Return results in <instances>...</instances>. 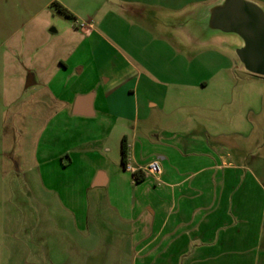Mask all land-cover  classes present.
I'll return each instance as SVG.
<instances>
[{"label":"rangeland","instance_id":"374dc122","mask_svg":"<svg viewBox=\"0 0 264 264\" xmlns=\"http://www.w3.org/2000/svg\"><path fill=\"white\" fill-rule=\"evenodd\" d=\"M207 1L0 0V264H10L8 259L11 261V253L17 249L14 241L21 238L25 241L36 230L30 219L36 212L33 203L43 199L39 188L43 182L46 187L52 184L58 187L55 194L58 204L120 202L122 215L128 216L132 203L142 201V205L148 203V212H145L148 218L150 210L160 216L161 192H168L163 183L147 175L142 182L134 184L133 173L125 172L121 163L123 139L129 144L132 142L134 125L131 122L116 123L109 116L98 115L87 127L74 125L72 134L61 136L56 129L44 144H38L37 138L31 135L32 128L21 118L23 107L27 109V116H31L38 99L25 88L31 81H42L45 73L65 74L59 77L60 83L70 80L73 92L96 89L93 49L85 44L82 27L91 26L94 32L127 51V55L130 52V56L137 53L133 51L134 45L146 47L148 59L155 56L156 61L163 62L158 70L164 74L169 70L168 60L178 57L176 71L182 75L177 80L165 76L161 81L166 89L162 99L167 112L161 116L165 117L163 124L166 123L162 130L194 133L195 140L207 133L206 140L215 148L216 163L219 165L222 159L226 165L238 167L233 172L237 174V182L228 177L234 187L242 184V187L264 188V78L246 73L236 57L217 44L194 50L184 45L175 32L181 20L177 18L179 13ZM251 1L264 8V0ZM140 31H146L148 37H141ZM104 56L107 58L108 52ZM115 60L116 57L113 61L117 64ZM110 65L103 66L105 72L111 69ZM171 73L174 72L171 70ZM194 81H201L203 85ZM152 95L155 101L161 99L158 93L152 92ZM158 116L148 119V145L135 146L143 166L157 161L161 167L163 154L171 153L180 154L171 164L196 168L200 159L197 161L185 154L202 157L204 150L200 144L190 140L163 143L152 138L162 126ZM173 124L185 127L174 128ZM142 125L143 122H138V131ZM87 139L90 143H85ZM37 150L44 157L69 152L74 164L67 172L50 166L41 170L45 173L40 175L34 167ZM129 164L135 167L131 161ZM100 168L111 179L108 190L87 188L86 177ZM247 173L256 180L247 178ZM207 175L201 174L189 184L206 185ZM220 179L218 175V185ZM137 187L142 190L136 191ZM136 213L138 210L132 214ZM143 242L135 240L138 246Z\"/></svg>","mask_w":264,"mask_h":264},{"label":"crops","instance_id":"0c3cea01","mask_svg":"<svg viewBox=\"0 0 264 264\" xmlns=\"http://www.w3.org/2000/svg\"><path fill=\"white\" fill-rule=\"evenodd\" d=\"M213 1L215 0L195 5L178 14L177 18L181 20L175 32L182 38L184 45L194 50L210 44L221 47L222 39L211 38L200 42L184 24L198 8ZM81 30L86 39L85 44L93 49L92 61L96 70L94 77L97 87L95 90L87 88L73 92L70 90V80L64 79L60 83L59 77L65 74L45 73L42 81H31L25 89L36 94L38 99L31 116H27V109L23 107L21 118L27 127L32 128L31 135L37 138L38 144H44V140L50 138L56 129L61 132L60 136L69 135L72 134L74 125L87 127L90 120L98 115L109 116L116 123L125 121L134 125L131 144L125 141L126 165L130 166L131 161L135 165L131 167L138 171L144 164L137 156L135 146L138 143L140 147L142 143L148 145V119L159 114L157 119L161 118L162 126L152 138L162 140L163 143L169 140H190L200 144L204 150L202 157L193 156L192 153L185 155L197 158V161L202 160L203 166L199 167V161L196 168L193 165L180 168L171 164L180 154L174 156L164 153L161 174L155 180L163 183L168 192H161L160 216L150 210V218L145 213L148 212V203L142 205V201L132 203L129 207L131 214L128 216L122 215L123 204L120 202L100 200L98 203L82 205L72 202L58 204L55 200L58 187L53 184L46 187L42 180L43 187L39 188L43 191V199L33 203L36 212L30 219L36 230L25 241L22 238L14 241L17 242V249L12 251V262L8 259V263L264 264V188L242 187V184L234 187L228 177H233L237 182V174L233 172L238 171V167L226 165L222 159H219V165L216 163L217 157L213 153L215 148L206 140L207 133L204 132V138L195 140L192 138L194 133L184 134L175 129L162 130L166 123L163 124L165 117L161 116L167 115V112L162 99L166 89L161 81L165 76L177 80L182 75L176 71L178 57L168 60L166 66L169 70L164 74L158 70L159 64L163 65V62L156 61L155 56L148 59L146 47L134 45L133 51L137 53L130 56V52L127 55V51L94 32L91 26L82 27ZM145 32L140 31L144 39L148 37ZM107 52L108 56L105 58L104 54ZM114 57L117 64L113 61ZM106 63L111 64V69L107 72L103 69ZM64 67L67 69L66 64ZM192 83L203 85L201 81ZM152 92L158 93L157 96L161 99L153 100L155 94L152 95ZM80 97H90L88 116L73 114L75 101ZM140 121L143 122V128L138 131ZM172 127L185 126L173 124ZM89 141L87 139L85 143H90ZM34 156L37 163L34 167H37L40 175L45 173L41 170L50 166L67 172L74 164V158L69 152L46 154L47 157H44L37 150ZM181 158L184 159L183 156ZM191 160L190 164L193 163ZM201 174H208L206 185L189 184ZM218 175L221 177L219 185ZM248 177L255 179L249 173ZM86 184L87 188L108 190L111 179L100 168L88 174ZM138 189L142 190L141 187L135 188L136 191ZM259 195L260 199L255 200ZM135 210L138 213L133 215ZM137 239L143 240L144 244L136 245ZM9 249L7 244V250Z\"/></svg>","mask_w":264,"mask_h":264},{"label":"water","instance_id":"95a60500","mask_svg":"<svg viewBox=\"0 0 264 264\" xmlns=\"http://www.w3.org/2000/svg\"><path fill=\"white\" fill-rule=\"evenodd\" d=\"M184 24L200 42L223 40L248 74L264 78V8L251 0H215L198 8ZM89 99L78 98L73 114L88 116Z\"/></svg>","mask_w":264,"mask_h":264},{"label":"built area","instance_id":"2783aa9c","mask_svg":"<svg viewBox=\"0 0 264 264\" xmlns=\"http://www.w3.org/2000/svg\"><path fill=\"white\" fill-rule=\"evenodd\" d=\"M124 170L129 171L133 174L137 172L129 165H125ZM138 171H140L144 176L149 175V176L157 177L161 174V167H160L159 162L153 161L149 163L148 165H146L145 167L139 169Z\"/></svg>","mask_w":264,"mask_h":264},{"label":"trees","instance_id":"16d2710c","mask_svg":"<svg viewBox=\"0 0 264 264\" xmlns=\"http://www.w3.org/2000/svg\"><path fill=\"white\" fill-rule=\"evenodd\" d=\"M61 10L66 16H70V14L65 9H61ZM126 156H127V149H126L125 141L123 139L121 145V163L123 167H125L126 165ZM133 175L136 183L142 182L144 180V175L140 171L135 172Z\"/></svg>","mask_w":264,"mask_h":264}]
</instances>
